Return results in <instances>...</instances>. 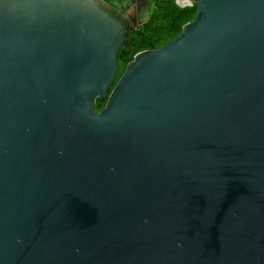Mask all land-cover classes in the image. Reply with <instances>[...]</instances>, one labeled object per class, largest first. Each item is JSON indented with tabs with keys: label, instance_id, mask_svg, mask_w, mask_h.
<instances>
[{
	"label": "water",
	"instance_id": "95a60500",
	"mask_svg": "<svg viewBox=\"0 0 264 264\" xmlns=\"http://www.w3.org/2000/svg\"><path fill=\"white\" fill-rule=\"evenodd\" d=\"M104 2L0 0V264H264V0H175L113 88Z\"/></svg>",
	"mask_w": 264,
	"mask_h": 264
},
{
	"label": "trees",
	"instance_id": "16d2710c",
	"mask_svg": "<svg viewBox=\"0 0 264 264\" xmlns=\"http://www.w3.org/2000/svg\"><path fill=\"white\" fill-rule=\"evenodd\" d=\"M196 14V5L180 7L175 0H154L148 20L134 30L131 38L118 53L119 72L112 88L138 52L164 46L177 37L183 25L194 19ZM105 104L106 100L97 101L96 110L101 111Z\"/></svg>",
	"mask_w": 264,
	"mask_h": 264
},
{
	"label": "flooded vegetation",
	"instance_id": "af4514ba",
	"mask_svg": "<svg viewBox=\"0 0 264 264\" xmlns=\"http://www.w3.org/2000/svg\"><path fill=\"white\" fill-rule=\"evenodd\" d=\"M108 3H113V1L112 0H105V2L103 3L104 8L107 11H109L112 15H114L116 18L121 20L129 28H133L135 26V24H138L137 28H139L141 26L140 23L145 19V12H141L137 8H136L137 9L136 12H132V10H129V13H127V15H125L124 13H121L120 11L113 9L111 6H109Z\"/></svg>",
	"mask_w": 264,
	"mask_h": 264
},
{
	"label": "crops",
	"instance_id": "0c3cea01",
	"mask_svg": "<svg viewBox=\"0 0 264 264\" xmlns=\"http://www.w3.org/2000/svg\"><path fill=\"white\" fill-rule=\"evenodd\" d=\"M131 10H132V12H136L137 9L132 7Z\"/></svg>",
	"mask_w": 264,
	"mask_h": 264
},
{
	"label": "built area",
	"instance_id": "2783aa9c",
	"mask_svg": "<svg viewBox=\"0 0 264 264\" xmlns=\"http://www.w3.org/2000/svg\"><path fill=\"white\" fill-rule=\"evenodd\" d=\"M101 1H104V0H101ZM154 1V0H153Z\"/></svg>",
	"mask_w": 264,
	"mask_h": 264
}]
</instances>
